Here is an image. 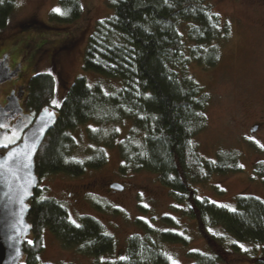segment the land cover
I'll return each instance as SVG.
<instances>
[{
  "label": "trees",
  "instance_id": "16d2710c",
  "mask_svg": "<svg viewBox=\"0 0 264 264\" xmlns=\"http://www.w3.org/2000/svg\"><path fill=\"white\" fill-rule=\"evenodd\" d=\"M107 2L112 11L94 23L82 67L120 81V87L108 92L98 82L89 85L77 77L54 106L55 76L36 72L28 79L26 107L35 113L44 108L56 112V122L35 155L38 179L55 173L77 177L87 169H98L107 161L104 149L115 147L119 176L154 173L195 221L213 252H197L194 264L226 262L228 252L239 253L238 243L259 245L250 259L264 264V200L237 195L229 204H220L199 198L193 188L214 174L240 171L227 157L205 159L193 142L205 127L210 95L195 81L189 66L216 64L228 23L221 21L207 0ZM59 6L67 15L51 11V22L67 24L80 15L78 0H59ZM12 8L13 0H0V30L7 26ZM80 126L91 143L85 158L74 156L78 143L73 132ZM253 172L264 185V164L254 165ZM45 192L37 186L27 202L30 234L19 264H48L40 259L44 231L65 249L96 258L112 253L115 239L97 219L82 215L73 223L64 203ZM186 241L167 231L159 232L153 241L146 232L143 239H130L125 258L115 264H171L162 245Z\"/></svg>",
  "mask_w": 264,
  "mask_h": 264
},
{
  "label": "rangeland",
  "instance_id": "374dc122",
  "mask_svg": "<svg viewBox=\"0 0 264 264\" xmlns=\"http://www.w3.org/2000/svg\"><path fill=\"white\" fill-rule=\"evenodd\" d=\"M78 1L79 17L64 24L48 19L51 11L60 9L59 0H13L7 26L0 30V57L6 58L11 66L21 64L19 82H28L36 72L53 74L57 103L77 77H83L89 85L98 82L108 92L121 86L116 79L102 78L82 67L84 46L94 23L112 11L107 0ZM207 1L221 21L228 23V34L214 66H189L195 81L210 95L205 127L194 136L193 142L205 159L227 157L238 164L240 171L214 174L193 188L199 198L220 204H229L237 195L264 200V185L253 172L254 165L264 164V0ZM54 49L57 50L50 64L47 57ZM11 83L0 84V98ZM254 125L257 126L253 131ZM83 130L84 126H80L73 132L78 143L74 156L78 158L87 157L91 145ZM104 151L107 161L102 167L87 169L77 177L49 174L38 179L37 186L45 189V195L64 203L72 222L82 215L97 219L115 239L112 253L96 258L73 248L65 249L51 233L44 231L41 262L115 264L125 258L130 239L134 236L143 239L146 232H150L153 241L159 232L183 236L186 242L164 243L161 247L178 264H194L197 252H213L195 221L183 211L184 206L176 202L171 190L162 186L154 173L139 171L119 176L116 148ZM112 183L122 185V190H112L109 187ZM238 245L239 253L228 252L226 262L218 264H254L250 258L258 252H251L259 245Z\"/></svg>",
  "mask_w": 264,
  "mask_h": 264
},
{
  "label": "water",
  "instance_id": "95a60500",
  "mask_svg": "<svg viewBox=\"0 0 264 264\" xmlns=\"http://www.w3.org/2000/svg\"><path fill=\"white\" fill-rule=\"evenodd\" d=\"M12 73L0 63V84L9 80ZM53 113L48 118L44 112ZM38 113L30 112L25 122L28 128L21 135V139L4 152L0 153V264H19L23 256V243L30 234V225L27 222V202L32 195V191L37 187L38 177L35 173L34 159L44 137L56 122V112L53 109L44 108ZM20 107L14 96L7 97L5 106L0 107V124H5L6 119L18 113ZM17 129L20 127L16 122ZM256 126L252 127L254 131ZM5 128L0 130V140L3 138ZM35 145L32 152L31 161H25L23 157L19 161H8L5 158L9 151L13 149L17 153H24ZM28 164L27 167L24 165ZM112 190L120 191L123 186L118 183L109 185Z\"/></svg>",
  "mask_w": 264,
  "mask_h": 264
},
{
  "label": "flooded vegetation",
  "instance_id": "af4514ba",
  "mask_svg": "<svg viewBox=\"0 0 264 264\" xmlns=\"http://www.w3.org/2000/svg\"><path fill=\"white\" fill-rule=\"evenodd\" d=\"M47 50H48V48L45 51L47 52ZM56 50L57 49L52 50L51 53L49 54V56L47 57V59H48L47 61L50 64L53 63L52 54ZM0 63H3L4 66L9 69V72L12 73L11 78L6 81V82H12L11 87L8 88L7 92L1 94L0 107L5 106V104L7 103V97L10 95L16 97L18 105L20 107V111L18 113H14L13 115H10L6 119V123L4 124L5 127H3V128H5V131L3 133L2 138L10 137L13 132H15L17 134V137H18L17 139H14L11 141H5V143H8L7 148H9L12 145L16 144L21 139V135L28 128L29 124L25 123L28 120V118L26 116L29 115L30 112L33 110L28 109L25 105V100H26V97L28 94L27 81L25 83L21 84L19 82L20 79H17V77L20 75L21 64L18 63V64L11 66L8 63L7 59L4 57H0ZM16 122H19V124H20V127L18 129L16 127H14ZM254 126H257V125H254ZM1 129L2 128H0V130ZM7 148L0 147V153L4 152Z\"/></svg>",
  "mask_w": 264,
  "mask_h": 264
},
{
  "label": "snow or ice",
  "instance_id": "6c2138e0",
  "mask_svg": "<svg viewBox=\"0 0 264 264\" xmlns=\"http://www.w3.org/2000/svg\"><path fill=\"white\" fill-rule=\"evenodd\" d=\"M53 11L61 14V15H67V12L66 11H62L61 9L57 8V9H54ZM52 104L54 106H58V103L56 100H53L52 101ZM44 112L47 114L48 118H51L53 113H50L48 112L47 109H44ZM5 127V125L3 124H0V128H3ZM17 134L15 132L12 133V135L10 137H5L3 138L2 140H0V147H4V148H7L8 147V143H5V141H11V140H14V139H17ZM35 150V145L33 144L32 145V148L29 149L28 151L24 152V153H17L14 149L12 151H9L8 154H7V157L5 158V163H7L8 161H19L21 159V157H23V159L25 161H28L30 163L31 161V155H32V152ZM25 167L28 166V164H25L24 165ZM0 167H2V165H0ZM240 167H243L242 165H240ZM73 223H75L73 221ZM79 226V225H77ZM28 243H32L31 241H29ZM242 249H243V245L240 246ZM245 251L247 249H244ZM169 260L171 262V264H178V262L176 261H172V258L169 257Z\"/></svg>",
  "mask_w": 264,
  "mask_h": 264
}]
</instances>
